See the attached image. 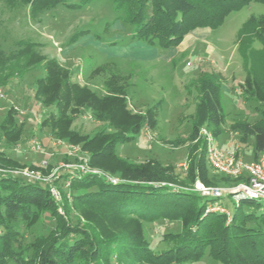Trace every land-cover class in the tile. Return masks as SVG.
Returning a JSON list of instances; mask_svg holds the SVG:
<instances>
[{"label": "trees", "instance_id": "16d2710c", "mask_svg": "<svg viewBox=\"0 0 264 264\" xmlns=\"http://www.w3.org/2000/svg\"><path fill=\"white\" fill-rule=\"evenodd\" d=\"M94 1L0 0V3L13 16H21V20L40 22L59 5L76 10ZM112 2L124 13L125 22L135 27L133 40L163 49L180 46L197 29H218L231 13L251 3L264 4V0ZM247 25L240 32L244 60L248 59L254 40L263 48L258 51L254 66L247 70L243 95L245 99L258 97L264 102V17L251 18ZM246 31L248 40L243 39ZM41 45L18 40L9 51L0 47V85L6 86L10 79L39 66L44 60ZM45 67L46 75L37 80L35 87V99L46 111L42 128L50 129L51 135L59 140L80 145L89 153L90 167L118 177L120 183L113 185L92 174L77 177L71 182V198L63 192V203L58 205L42 184L2 177L0 264H196L205 257L221 264H264V204L250 199L241 200L238 206L234 203L236 207L229 220L225 214L207 212L208 206L217 202L227 207L222 202L224 198L212 199L194 191L196 182L216 188L238 181L217 174L207 161L208 139L203 131L216 140L227 125L219 75L205 73L198 79L199 98L191 132L186 139L168 142L174 148H188V166L181 173L174 166L158 161L135 164L119 156L118 146L134 141L146 128H156L158 109L153 107L143 114L129 112V95L118 77L112 76L106 82L108 92L99 95L73 82L71 73L57 61L49 60ZM87 109L104 125L92 137L73 128L76 117ZM16 116L12 107L0 124L1 136L9 149L25 141L24 128L18 126ZM228 128L241 136L242 141L254 138V160L264 154V120L238 122ZM0 166L17 167L19 163L1 150ZM60 208L64 216L74 210L86 223L69 222ZM46 213L55 220L56 229L36 238L27 248L21 246V225L31 226ZM122 220L132 221L121 227L130 225L129 230L107 236L112 232L109 223ZM100 222L108 231L98 232ZM160 222L180 223L182 230L163 234V241L171 247L157 253L146 239L144 224Z\"/></svg>", "mask_w": 264, "mask_h": 264}, {"label": "rangeland", "instance_id": "374dc122", "mask_svg": "<svg viewBox=\"0 0 264 264\" xmlns=\"http://www.w3.org/2000/svg\"><path fill=\"white\" fill-rule=\"evenodd\" d=\"M124 17V13L116 9L112 0H95L76 10L59 5L43 16L40 22L21 20V16H13L0 3V47L9 51L16 46L18 40L34 41L42 44L41 55L44 57L39 66L23 73L21 77L10 79L6 86L0 85V93L3 95V98H0V124L13 107L17 112L18 126L24 128L25 139L9 149L0 131V151L6 150L10 157L19 163L17 167L0 166V169L14 170L36 166L38 170L48 175L53 168L61 164L76 166L88 161L89 153L82 150L80 145L59 140L51 135L50 129L41 126L46 111L35 99V87L37 80L46 75L45 66L49 60L57 61L68 70L73 82L86 86L99 95L108 92L106 82L112 76L118 77L129 95L128 110L132 114H143L156 107L158 109L156 128L154 130L146 128L134 141L118 146L117 152L122 159L131 163L141 164L153 160L163 165L174 166L181 173L185 172L188 166V148L186 146L174 148L168 142L186 139L191 132L199 98L198 79L205 73L219 75L227 125L223 127V134L214 140V143L219 147L235 146L245 162L256 161L253 154L254 138L249 137L247 141H242L241 136L229 131L228 127L238 122L257 123L264 120L262 99L258 97L245 99L243 95L247 88L245 86L247 70L254 66L255 57L263 48L262 44L257 40L253 41L247 60H244L240 50L241 46L244 47L240 43V32L245 26L248 28L247 24L251 18L264 17V4L251 3L240 11L231 13L221 27L216 30L210 29L211 35L207 44L196 45L194 49L191 48L185 53L178 52L177 47L175 50L163 49L158 45L151 46V51L168 56L170 61L152 58L149 56L150 53H143L141 49H138L137 53H132L130 46L140 41L132 39L135 27L126 23ZM246 32L244 40L250 39L247 36L248 31ZM77 43L84 45L77 47L75 45ZM97 45L108 47L116 54L128 51V56L109 57L108 53L100 52L102 49L97 48ZM176 51L178 54L173 57ZM33 61L36 60L32 59ZM103 126L87 109L76 117L73 128L83 135L92 137ZM32 141L39 144L42 150L35 151ZM72 146L78 147L79 152L69 155L71 150L69 147ZM43 161L48 163L47 168L42 167ZM230 178L238 181L229 185L221 184L216 188L230 191L243 181L242 178ZM61 190L66 193V190ZM223 201L232 213L236 207L232 198L225 197ZM61 215L64 216L65 212ZM64 217L73 224L78 220L81 225L86 223V220L74 210ZM128 222L132 223L130 220ZM128 222L122 220L109 223L112 232H108L107 236L126 232L130 225L121 227ZM96 228L98 232L108 231L103 222ZM55 229L56 222L48 213L31 226L22 224L21 246L27 248L36 238ZM181 230L182 225L175 222L144 224L146 239L157 253L171 247L163 241V234L179 233ZM196 264L221 263L205 257Z\"/></svg>", "mask_w": 264, "mask_h": 264}, {"label": "built area", "instance_id": "2783aa9c", "mask_svg": "<svg viewBox=\"0 0 264 264\" xmlns=\"http://www.w3.org/2000/svg\"><path fill=\"white\" fill-rule=\"evenodd\" d=\"M0 98H3L2 93H0ZM203 135L208 139L207 161L211 169L218 174L228 177L235 179L242 178L243 181L230 191L207 187L201 182H196L194 191L200 193L202 196L212 199H221L232 196L231 198L237 206L243 199H250L264 204V154L260 159L247 163L239 155L237 148L223 150L215 145L214 139L210 134L203 131ZM32 143L35 151L39 152L42 150L39 144H36L34 141H32ZM69 149H71L69 155H72L73 152H79V148L75 146L69 147ZM41 165L43 168L48 167L46 161H43ZM88 174L103 177L107 182L113 185L120 183L119 179L103 173L102 171L96 169L91 170V168L88 167L87 161H85L84 164L76 166L71 164H61L60 166L53 168L52 172L48 175H45L41 170L31 168L14 170L0 169V179L2 177H18L31 183H39L47 187L50 190L52 198L58 205H61L64 199L63 191L61 189L66 190V196L70 199L72 180ZM62 175H65L66 178H63ZM59 211L61 214L63 213L61 208ZM207 212L225 214L229 219L231 218L229 208L219 202L210 204Z\"/></svg>", "mask_w": 264, "mask_h": 264}, {"label": "crops", "instance_id": "0c3cea01", "mask_svg": "<svg viewBox=\"0 0 264 264\" xmlns=\"http://www.w3.org/2000/svg\"><path fill=\"white\" fill-rule=\"evenodd\" d=\"M210 35H211V33H210V29L209 28L197 29V30L191 32L190 34H188L185 37L183 43L179 47H177V51L185 53L191 48L194 49V47L196 45H199V44L202 45V44H205V43L207 44V40H209ZM75 45H77V47H78V46H83L84 44L83 43H77ZM149 46L150 45H148V46L146 45L145 46V44H142L141 42L140 43L139 42H137V43L134 42V44L132 46H130V49H131L132 53H137L138 52L137 50L141 49V50H143V53H147V52L150 53V54L152 53L153 55L149 54V56L150 57L152 56V58H157L158 60H161V61H164V60L170 61L169 60L170 58L168 56H163V55L158 54L156 51H151V46H150V48H149ZM98 47H99V49L100 48L102 49V51H100V52L108 53L109 57H112V58H117V57L126 58L128 56V53H127L128 51H126V53L123 52V51H120L119 54H116V53H114L113 50L108 49V47L104 48L103 45H97V48ZM175 50H176V48H175ZM149 51H151V52H149ZM177 51L174 53L173 57L178 54ZM219 148H221L223 150H230V149H234L235 146L233 147V146H225L224 145L223 147H219Z\"/></svg>", "mask_w": 264, "mask_h": 264}]
</instances>
